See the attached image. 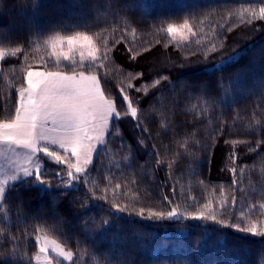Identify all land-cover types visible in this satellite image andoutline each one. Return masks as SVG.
<instances>
[{"label":"trees","instance_id":"16d2710c","mask_svg":"<svg viewBox=\"0 0 264 264\" xmlns=\"http://www.w3.org/2000/svg\"><path fill=\"white\" fill-rule=\"evenodd\" d=\"M260 7L264 0H0V47L22 49L1 60L0 120L14 115L27 71L70 67L64 60L57 64L44 43L56 32L103 36L107 49L96 46L108 58L96 74L122 108L118 89L132 71L148 76L139 81L145 86L169 77L147 95L130 90L140 100L137 117L113 121L89 183L62 187L66 176L48 158L42 176L48 185L34 177L11 183L0 204V246L11 249L15 233L19 264H35V237L45 232L75 253L71 263L59 258L62 264H99L109 254L125 264H264V237L187 216L144 219L93 198L105 195L107 185L109 199L115 195L121 205L170 210L174 200L193 212L211 201L222 215L223 189L230 223L241 212L246 221L264 223L255 210L264 203V144L258 145L264 140V20L249 23L247 11ZM189 16L197 34L188 41L177 42L162 30ZM212 43L218 51L205 58ZM192 49L200 51L194 55ZM193 139L195 159L187 151ZM232 140L241 143H226ZM158 153L163 163L157 164ZM230 153L242 169L235 174ZM117 183L121 188L113 192ZM103 219L109 224L101 226Z\"/></svg>","mask_w":264,"mask_h":264},{"label":"snow or ice","instance_id":"6c2138e0","mask_svg":"<svg viewBox=\"0 0 264 264\" xmlns=\"http://www.w3.org/2000/svg\"><path fill=\"white\" fill-rule=\"evenodd\" d=\"M247 11L250 13L249 23L254 19L264 20V7H260L258 12L255 9H248ZM196 26V20L189 16L183 19L182 23L167 22L166 27L162 30L172 38L180 35L183 40H187L188 36L185 33L195 36L197 33L193 29ZM94 35L96 34L89 35L87 31H75L70 35H61L56 32L44 41L51 48V55L56 59L57 64L62 59L69 61L70 67L67 71H27L26 86L22 85L17 92L18 102L15 106L14 115L8 119L0 120V143L8 145L15 156L14 159L9 158L8 161L13 170L12 174L0 180V200L4 198L7 180H16L19 175L23 177L32 176L39 183L48 185V181L42 179L44 173L40 161L43 158H48L60 166L59 174L66 176V179L61 183L62 187L71 186L75 181L89 183L86 179L90 171L89 166L93 162L97 146L104 143L110 124L114 120L118 121L124 117H137V105H139L140 100L130 96V90L134 88L135 93L147 95L149 88H156L162 83V80L167 81L169 79L165 76L145 86L139 81L150 80L147 78L148 76L144 72L132 71L128 76L127 85L118 89L126 108L118 105L113 97L110 102L105 104L104 101L108 99L110 94L106 90L107 86L102 85L103 77L96 73L100 68L106 66L103 61L108 58V52L106 50L101 51L96 45L100 43L104 49H107L108 45L104 42L102 35H96L94 41ZM204 47L207 48V46ZM65 48L67 51H64ZM145 51L147 52L148 49ZM198 51L200 49H192L194 55ZM217 51L218 46L212 43L211 47L202 54L207 58L209 53ZM77 52L79 53L78 60L74 58ZM21 53L20 47H0V59L5 56L16 57ZM131 59L135 61L136 57L132 56ZM134 81L138 83L134 84ZM100 93H103V96ZM41 97H47V99L42 101ZM143 130L146 131V129ZM259 131L264 132V124L260 125ZM188 135L191 136L192 133L189 132ZM195 142L193 139L187 145V151L193 159L196 157V153L192 151ZM138 143L143 145L145 142L140 139ZM226 143L236 145L241 141L232 140L226 141ZM259 144H264V140L258 141ZM249 151H255V149L250 148ZM39 153H42L43 156L38 155ZM157 155V164L163 163V160L159 158L161 154L158 153ZM235 160L234 153L227 156L233 174L242 170L238 169ZM109 184H111L110 180ZM112 188L115 192V189L121 188V184L112 185ZM104 191L105 195L93 194V198L107 201L111 208L119 213L158 221H171L177 217L187 216L197 221H212L221 227L264 237V223L246 221L243 212H241L239 219L233 217L231 223L225 218L230 213L223 198V189H220L221 199L219 201V208L223 210L222 215L213 209L211 201L204 203L193 212L188 211V207L191 205L185 207L176 204L174 200L169 201L170 205H174L170 207V210L162 207L154 211L152 207L136 208L134 205H121L115 202V195L109 199L106 194L107 185ZM164 200H168V197H164ZM233 201H235V197H233ZM253 209H255V205H253ZM255 210L264 214V203H261L259 208ZM110 215L112 214L110 213ZM108 224L109 220L103 219L101 226ZM39 231H43V229H39ZM17 240L15 233H11L12 248L9 249L7 244L0 246V264H19L16 258ZM35 246H39V255L48 254L50 251L55 253L48 264H53V260L55 264H62V260L59 258H62L63 261H73V252L65 250L55 240L36 235ZM99 264H125V262L109 254L104 256Z\"/></svg>","mask_w":264,"mask_h":264},{"label":"rangeland","instance_id":"374dc122","mask_svg":"<svg viewBox=\"0 0 264 264\" xmlns=\"http://www.w3.org/2000/svg\"><path fill=\"white\" fill-rule=\"evenodd\" d=\"M63 35H70V34H63ZM185 35L188 36V39L187 40H183L182 37L180 35H177L175 38H173L175 41L177 42H185V41H188L190 38H191V35H188L187 33H185ZM98 48V47H97ZM64 51H67V49L65 48ZM76 60L79 59V53L77 52L75 57H74ZM62 60V59H61ZM69 62V61H68ZM101 96H103V93H100ZM42 101L43 100H46L47 97H41L40 98ZM110 98H108L107 100L104 101L105 104H107L108 102H110ZM113 123V122H112ZM112 123L110 124V127H109V130L111 129V126H112ZM108 130V132H109ZM108 134V133H107ZM107 134L105 135V138H104V142L106 141V137H107ZM101 145H98L97 146V151H98V148L100 147ZM18 151H22V150H18ZM97 152L94 154V158H93V161L95 159V156H96ZM38 155H40L42 157V153H39ZM9 158H15L14 154L12 153L11 149L8 147V145L6 144H3V143H0V180H3L6 178L7 175H11L13 170L10 168L9 164H8V161H9ZM44 160L41 159L40 163H41V168H42V171L44 169ZM92 166H93V162L92 164L89 166V169L90 171L92 170ZM89 171V172H90ZM23 178H32V176H29V177H23L22 175H19L18 178L16 180H7L6 182V186H5V192H4V196L6 194V191H7V188L8 186L13 183V182H16L20 179H23ZM35 183L37 184H41L39 183L38 181L35 180ZM75 182H73L72 185H74ZM43 185V184H42ZM71 185V186H72ZM2 200H0V204H1ZM42 238L46 237L47 239L49 240H55L57 243L61 244L62 247L65 248V250L67 251H72L71 249L67 248L63 243H61L60 241L50 237L48 234H46L45 232H40L39 234ZM73 252V251H72ZM55 256V253H51V251L48 253V254H44V255H38L36 256L35 258V264H48L49 260L52 259L53 257ZM39 257V258H37ZM62 259V258H61ZM75 259V253L73 252V260ZM68 263H71L73 261H66ZM53 264H54V260H53Z\"/></svg>","mask_w":264,"mask_h":264},{"label":"crops","instance_id":"0c3cea01","mask_svg":"<svg viewBox=\"0 0 264 264\" xmlns=\"http://www.w3.org/2000/svg\"><path fill=\"white\" fill-rule=\"evenodd\" d=\"M1 60L2 59H0V70H1ZM32 71H46V70H43V69H39V68H33V69H31Z\"/></svg>","mask_w":264,"mask_h":264}]
</instances>
